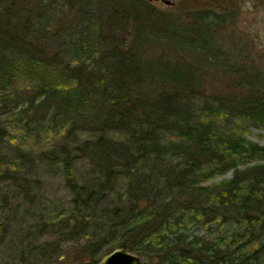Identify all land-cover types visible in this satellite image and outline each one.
Here are the masks:
<instances>
[{"label": "trees", "instance_id": "trees-1", "mask_svg": "<svg viewBox=\"0 0 264 264\" xmlns=\"http://www.w3.org/2000/svg\"><path fill=\"white\" fill-rule=\"evenodd\" d=\"M206 2L183 0L194 8L184 24V18L156 14L144 0H0V114L20 100L8 93L18 65L61 69L71 79L40 78L25 95L74 139L60 145L59 162L72 197L73 225L63 234L88 240L78 264H97L115 249L138 255L143 264H264V146L216 122L222 113L231 115L226 108L264 128V85L245 75L242 96L217 98L213 119L201 116L196 73L164 47L218 55L214 42L209 45L217 21L202 10L210 7ZM62 7L86 24L77 30L81 37L94 30L97 38L91 46L75 43L63 58L42 41L46 15ZM114 26L127 37L105 36ZM151 48L158 54L149 57ZM66 55L74 61L64 63ZM225 117L223 125H233ZM79 133L87 137L77 140ZM3 141L0 126V147ZM18 157L30 160L24 151ZM81 160L84 172L77 167ZM0 171L29 196L25 176ZM228 171L230 179L206 184ZM54 248L34 250L49 261Z\"/></svg>", "mask_w": 264, "mask_h": 264}, {"label": "rangeland", "instance_id": "rangeland-1", "mask_svg": "<svg viewBox=\"0 0 264 264\" xmlns=\"http://www.w3.org/2000/svg\"><path fill=\"white\" fill-rule=\"evenodd\" d=\"M170 1L172 6L162 2H145L156 14L184 18L183 23L186 24L187 16L194 8L183 4V0ZM201 1L202 4L206 2ZM206 3L210 7L203 6L202 10H208L217 21L215 27H212L215 35L210 36L209 45L214 42V46L219 49L218 55L211 57L210 53L205 54L206 50L202 53L188 45L168 43L164 47L169 49L167 51L171 52L170 55L174 56L175 61L179 59L185 62L187 68L196 73L195 78L199 83L197 90L201 94L198 114H208L213 119V112L219 106L216 103L217 98L229 99L230 95L238 98L246 92L243 82L245 75L257 79V85H264V0H207ZM215 3L219 6L212 8ZM74 16V10L69 11L63 7L50 16L46 15L48 20L45 22L46 30L42 41L48 45L49 52L57 51L63 58L64 52L73 53L75 43L82 46L93 45L97 39L95 31L90 30L87 36L81 37L77 30L83 31L86 24L77 21ZM113 28L106 30L105 36L113 34L120 38L127 37L126 30L117 26ZM156 52L158 54L159 51L151 48L146 54L152 57ZM92 53L97 57V48H93ZM218 57L221 58L218 60ZM73 61V57L66 55L64 63ZM14 75L15 84L8 93L10 97L18 93L20 100L15 107L0 114V126L5 129V141L0 147V169L11 168L25 176L30 191L29 196H25L10 180L0 178V264H21L25 259L32 261L33 257L40 264H76L82 261L80 253L88 240H67L68 234H63L73 225L72 220L69 222L72 215V197L67 191L59 162L60 145H72L74 139H67L63 125L51 120L34 106H29L32 97L25 95L34 93L33 87L40 78L47 82L55 80L62 83H68L66 81L70 78L61 69L42 70L37 66L22 64L16 67ZM34 100L38 102V99ZM204 105L208 112L202 111ZM221 110L228 111L231 115L222 113L216 121L219 126L224 129L234 128L230 130L238 127L249 141L264 146V128L235 119L230 109ZM224 115H227L225 118L229 121H233V125H227L228 128L223 125ZM84 137L87 134L79 133L76 138L80 140ZM19 151L28 153L30 160L22 163L18 157ZM43 153L46 154L44 157L41 156ZM86 163L84 160L77 163L80 172L87 170ZM231 176L232 172H224L214 176L206 184L223 182ZM202 233V230L198 232ZM36 245L55 246L52 251L47 252L49 261L37 256L38 250H34ZM139 258L143 264L142 258Z\"/></svg>", "mask_w": 264, "mask_h": 264}, {"label": "water", "instance_id": "water-1", "mask_svg": "<svg viewBox=\"0 0 264 264\" xmlns=\"http://www.w3.org/2000/svg\"><path fill=\"white\" fill-rule=\"evenodd\" d=\"M147 2H162L166 5H171L170 0H145ZM98 264H142L140 258L133 254L132 252H128L124 249H115L111 251L109 254L104 255Z\"/></svg>", "mask_w": 264, "mask_h": 264}, {"label": "bare ground", "instance_id": "bare-ground-1", "mask_svg": "<svg viewBox=\"0 0 264 264\" xmlns=\"http://www.w3.org/2000/svg\"><path fill=\"white\" fill-rule=\"evenodd\" d=\"M111 252V251H110Z\"/></svg>", "mask_w": 264, "mask_h": 264}]
</instances>
